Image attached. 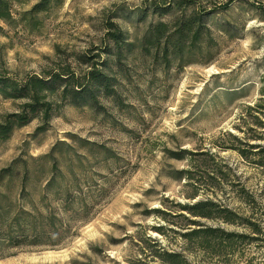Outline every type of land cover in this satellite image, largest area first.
Returning a JSON list of instances; mask_svg holds the SVG:
<instances>
[{"label": "rangeland", "instance_id": "obj_1", "mask_svg": "<svg viewBox=\"0 0 264 264\" xmlns=\"http://www.w3.org/2000/svg\"><path fill=\"white\" fill-rule=\"evenodd\" d=\"M36 1L12 7L14 26L0 21V73L47 77L68 67L80 76L105 60L100 49L110 18L134 46L119 62L108 59L113 96L62 104L42 130L36 115L0 142V172L9 173L0 185V221L18 212L63 214L53 216L56 246L2 248L0 264H160L144 257L153 252L148 237L188 264H264V242L242 245L227 262L184 252L180 236L152 229L183 233L182 219L153 210L175 216L177 205L212 200L256 220L264 239V168L253 153L245 159L238 151L245 143L264 146V109H253L264 100V0H237L215 13L207 20L209 41L168 66L140 50L148 25L169 18L149 11L150 0H63L26 28L19 14ZM227 1L198 4L211 10ZM17 104L0 98V120Z\"/></svg>", "mask_w": 264, "mask_h": 264}, {"label": "trees", "instance_id": "obj_2", "mask_svg": "<svg viewBox=\"0 0 264 264\" xmlns=\"http://www.w3.org/2000/svg\"><path fill=\"white\" fill-rule=\"evenodd\" d=\"M30 1L0 0V21L6 26H14L16 20L12 14V7L24 6ZM235 1L237 0H228L223 5L205 10L199 7L198 0H150L147 6L149 11L160 17L167 15L169 18L166 22L161 21L148 25L141 40L140 50L151 55L153 60L160 55L165 66L169 65L172 58L181 60L183 53L195 50L200 40L209 41L210 29L207 26V20L217 12L227 11ZM62 3L63 0H37L29 10L19 14V22L23 23L26 28H33L37 23L35 19L37 14L58 8ZM112 19L105 22L104 44L100 49L105 60L90 64V69L80 76H76L68 67L60 72L50 73L47 77L26 75L19 79L10 76L7 72L0 73V98L20 101L15 112L3 116L0 120V142L5 141L13 130L28 124L36 115L40 117L39 130H42L62 104L80 105L89 101L95 105L97 103L96 94L101 93L107 97L114 95L116 84L114 78L107 74L110 70L108 59L119 62L123 51H131L134 43L128 40L126 33L114 24ZM99 55L85 56L86 59L82 61L84 65H88ZM261 93L264 94V92ZM260 102L253 109H264V100ZM233 140L236 141V138L233 137ZM243 145L246 149L238 150L240 156L246 159V153H253L258 157V160L254 162L255 165L264 168V146L248 143ZM255 149L258 151L252 152ZM7 172V170L0 172V185L9 176ZM26 181L27 176H24L22 182ZM53 182L54 179H51L47 183L46 190L52 186ZM177 208L179 214L175 216L159 209L153 210V213L182 219L184 223L178 226L185 232L181 233L162 226L152 229L161 236H164L166 232L180 236L184 243L182 247L184 252L199 250L205 255L218 257L228 262L229 257L233 256L237 248L242 245H258L264 242L256 220L240 218L220 203L205 200L190 205H177ZM59 213L53 216L63 215ZM53 216L50 212H45L44 215L38 212L34 215L18 212L12 218L0 221V249H13L19 246H56L59 235L54 230L52 221L59 222V220H55ZM201 220L245 226L250 233L247 235L227 232L220 228L206 226L200 222ZM144 243L148 249H153V252L144 256L150 258L151 261L157 259L160 264H188L185 255L181 252L165 250L156 239L148 237Z\"/></svg>", "mask_w": 264, "mask_h": 264}]
</instances>
